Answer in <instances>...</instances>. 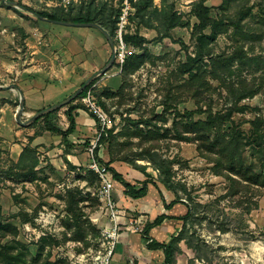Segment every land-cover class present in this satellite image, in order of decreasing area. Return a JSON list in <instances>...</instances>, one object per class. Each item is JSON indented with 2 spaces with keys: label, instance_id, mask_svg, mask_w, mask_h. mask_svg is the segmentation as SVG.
Wrapping results in <instances>:
<instances>
[{
  "label": "rangeland",
  "instance_id": "374dc122",
  "mask_svg": "<svg viewBox=\"0 0 264 264\" xmlns=\"http://www.w3.org/2000/svg\"><path fill=\"white\" fill-rule=\"evenodd\" d=\"M15 1L33 8L32 11L55 8L47 5V0ZM198 1L155 0L158 7L164 2L168 6L173 5L174 10L190 22L189 26L175 27L163 38L161 26L149 29L141 25L138 30V19L134 17L129 35L139 33L147 38L143 47L134 45L135 53L144 54L145 61L136 69L116 74L124 82L117 89L101 83L103 75L96 77L94 83L99 82L97 92L102 94L112 127L107 135L110 139L100 140L95 152L98 151L99 156L102 152L110 157L127 156L136 160L135 164L122 161L131 165L132 174L128 172L127 175L131 182L139 181L138 177L145 179L144 172L157 178L158 170L146 157L148 154H154L157 159L175 160L173 180L187 188L180 194L187 200L191 195L194 202L201 204L198 214L187 225L194 236L197 251L181 241L175 264H264V192L253 187L237 197L226 195L225 179L213 171V163L208 157L200 155L194 135L180 138L179 124L174 123V120L180 122L179 113L185 109L194 110L202 106L203 109L211 107L213 111H226L231 105L225 89L210 74L206 76L207 83L201 88V95H193V88L184 85L190 75L180 74L177 70L178 65L187 60V54H196L198 43L194 24L198 21L195 16V3ZM97 3L102 4V1L96 0ZM206 3L211 7L213 18L225 22L233 18L242 27L238 29L233 22L228 23L226 31L218 33L215 39L207 40L206 63L211 56L231 53L237 47H242L248 57L254 58L251 65L236 63L232 74L234 78L242 74L256 90L255 95L240 101L239 105L244 109L234 112L232 117L240 130L250 135L252 121L257 116L264 119V0H206ZM41 20L29 10L0 0V67L5 56L17 60L27 50L28 30L40 27ZM105 44L110 51L109 60L112 49L107 39ZM115 65L108 73L118 70ZM207 69L209 71L210 67ZM76 101L85 107L81 98ZM65 108L67 106L59 111ZM206 115L205 112L196 113L194 118H206ZM136 120H151L153 126L141 124L142 133L132 135L136 128L131 121ZM110 130L113 133L111 137ZM97 136L98 128L86 141L91 160L89 148ZM244 157L246 163L255 161L251 154L245 153ZM90 162L87 166L71 168L66 164V168H56L43 158L33 169V174L26 178L4 175L0 181V224L13 225L17 234L0 226V241H17L18 249L26 252L28 264H46L56 260H61V264L100 263L107 251L103 245L102 228L98 224L106 216L101 214L103 204L98 196L101 184L90 185ZM3 165L11 166V162L7 160ZM159 185L167 192L160 182ZM150 188L160 193L153 184ZM112 193L118 203L117 189L114 188ZM70 194L76 200L73 204H69ZM132 199H127V203L119 208L128 210L125 207L136 200ZM75 213H82L83 218L84 214L89 215L101 232L96 235L88 233L85 239H76V226H66V222H73ZM182 223H179L180 227ZM221 224L228 226L229 231H221Z\"/></svg>",
  "mask_w": 264,
  "mask_h": 264
},
{
  "label": "trees",
  "instance_id": "16d2710c",
  "mask_svg": "<svg viewBox=\"0 0 264 264\" xmlns=\"http://www.w3.org/2000/svg\"><path fill=\"white\" fill-rule=\"evenodd\" d=\"M19 3L21 4V2ZM26 7L33 10L29 6ZM34 11L53 20H64L76 23L96 22L101 24L115 37L119 9L114 7L113 4L104 1H102V4H96V0H83L80 4L70 5L68 9L55 7L49 11ZM195 16L198 20L194 24L198 43L196 54L194 56L187 54V60L181 62L177 70L180 74L190 75V78L185 81L184 85L186 88H193V95H201V88L207 83L206 76L210 74L211 78L219 81L220 87L225 89L231 100V105L227 107L226 111H213L211 107L203 109L202 106L194 110L185 109L181 114L179 113L181 117L180 122L178 123L174 120L176 125L179 124V136L180 138H187L185 137L187 134L194 135L193 139L197 144V150L200 155L208 157L213 163V171L225 179L228 187L225 192L226 195L237 197L244 190L247 192L253 187H257L259 191L264 192V119L261 116H257L252 121L251 134L247 135L240 130L232 118L234 112L244 109V107L239 105L240 101L243 98L256 94L254 86H250L242 74H239L236 78L233 77V67L236 63H239L241 66L251 65L254 58L248 57L242 47H237L231 53H217L209 58L208 63H206L205 57L207 40L215 39L218 33L226 31L229 25L228 23L233 22L238 29H242V27L236 24L233 18H230L229 22H225L223 19L213 18L211 7L206 3V0H199L195 3ZM136 18L138 19V30H140L139 26L141 25L149 29H155L161 26V38L168 36L170 31L175 27L190 25L189 21H185L182 15L174 10L173 5L168 6L164 2L161 7H158L155 5V0L139 1L136 4ZM156 22L159 23L156 24ZM127 39L132 45L138 47H143L144 43L148 41L145 36L139 33L127 35ZM144 61V54L134 53L124 63L123 72L136 69ZM207 67H210L209 71ZM95 81H92L75 100L66 105V115L69 120V126L66 130H62L60 127L49 122L50 117L57 113L59 109L39 117L32 125L35 126L43 119L47 129L61 134L64 138L73 133L77 125L75 111L80 107H84L82 104L75 102L86 93ZM123 85L124 82L122 83ZM95 94L99 102L106 109L102 94L97 92V90ZM204 112L207 113L206 118H194L196 113ZM131 123L136 128L132 135L142 133L139 128L141 124L148 127L153 126L151 120H136L131 121ZM111 136H113L112 130H110ZM109 139V136H103L101 140L106 141ZM245 153L251 154L255 158V161L246 163ZM95 157L105 166L108 175L113 180L122 184L125 195L134 199L145 197L149 192L150 184H153L160 191L166 209L173 208L177 203L186 205L187 211L185 214L180 216L166 213L159 214L153 221L146 223L141 231L142 236L147 240L149 248L163 250L164 261L162 264H175L176 254L180 250L179 243L181 241H185L189 247L197 251L194 236L189 232L187 225L198 214L201 204L194 202L191 195H189L190 200H187L180 194L181 190L187 191V188L186 186L178 185V183L176 184L173 180L174 164L176 163L174 159H157L154 154H148L146 157L151 159L155 169L158 170L157 178H154L149 172H144L145 179L131 182L111 164L116 160L135 164L136 160H131L125 156L120 158L111 157L109 161H106L98 155V151H96ZM4 162L0 156V181L6 174L26 178L30 174H33V169L40 164V159L36 147L28 145L25 147L17 162L11 161V166L8 167L3 165ZM66 163L69 167L75 168L69 160H66ZM88 175L90 185L97 186L101 184V178L96 172L90 169L88 170ZM159 182L166 190L173 193L174 198L170 202L165 200ZM70 198L69 204H73L76 201L74 195L70 194ZM69 210H73V208ZM84 217L82 213H75L73 222H66L67 228L76 226L75 233L77 235L76 239L78 240L85 239L88 233L94 232L96 235V233L101 232L93 224L89 215L84 214ZM167 219H179L183 222L182 226L179 228L177 234H174L168 242L158 241L150 235L149 231L151 228L161 225ZM0 226L7 228L8 231H12L15 235L17 234V229L11 224H0ZM229 229L224 224L220 225V230L223 232H227ZM18 245L19 243L17 241L12 243H2L0 241V262L3 264H28L25 260L26 252L19 250ZM36 260H39V258ZM61 263V260H56L51 263L46 262V264ZM29 264H33V262Z\"/></svg>",
  "mask_w": 264,
  "mask_h": 264
},
{
  "label": "crops",
  "instance_id": "0c3cea01",
  "mask_svg": "<svg viewBox=\"0 0 264 264\" xmlns=\"http://www.w3.org/2000/svg\"><path fill=\"white\" fill-rule=\"evenodd\" d=\"M47 5L56 7L54 0H47ZM41 22L40 27L28 30L30 34L25 41L27 50L17 60L5 56L4 64L0 67V85L16 84L24 93L25 108L21 115L23 121L73 94L90 76L105 66L110 52L105 44L106 37L98 28L70 26L47 20ZM101 80V83L113 89L122 84L121 79L113 73L104 74ZM19 102L18 90L0 89V156L3 161L17 162L25 147L30 145L36 147L39 159H48L56 168H66V160L75 167L89 164L91 159L86 141L94 135L98 124L85 107L75 111L76 129L64 138L47 129L43 119L35 126L32 125L33 122L28 125L20 124L16 118ZM66 110L67 108L55 113L49 122L66 130L69 126ZM100 157L106 161L111 159L109 154L102 152ZM111 165L126 178L128 172H132L131 165L126 162L116 160ZM138 180L142 178L138 177ZM114 184L120 198L118 206L127 203V199L133 200L124 194L121 183L114 180ZM162 192L167 202L174 198L169 190L165 192L162 189ZM125 208L128 210L120 209L121 231L119 229L111 264H162L163 250L149 248L141 229L159 214H185L186 205L177 203L173 208L166 209L161 194L149 188L145 197L134 200ZM180 222L179 219H167L161 225L151 228L149 233L158 241L168 242L172 235L177 234ZM112 224L110 218L103 217L98 225L103 228Z\"/></svg>",
  "mask_w": 264,
  "mask_h": 264
},
{
  "label": "built area",
  "instance_id": "2783aa9c",
  "mask_svg": "<svg viewBox=\"0 0 264 264\" xmlns=\"http://www.w3.org/2000/svg\"><path fill=\"white\" fill-rule=\"evenodd\" d=\"M83 0H54L56 7H63L68 9L70 5L80 4ZM119 9L117 16V25L115 29V42H116V58L115 68L118 70L113 72V75L120 74L123 71V65L127 58L136 52V48L128 39L129 28L133 26V20L136 15V4L141 0H101ZM109 72V71H108ZM105 73V74H108ZM98 82L92 84L86 93L81 97V101L97 119L98 121V136L92 141L89 151L92 160L89 169L96 172L101 178V186L98 190V196L102 202L101 214L110 218L112 221L111 226H103L102 234L104 236L103 245L107 251L106 256L101 259L98 264H111L116 243L119 237V225L121 210L118 203L113 196L115 188L114 180L108 175L106 168L95 157V149L103 136H107L109 129L112 127V119L107 110L99 102L95 91L97 90ZM143 228L141 229V231Z\"/></svg>",
  "mask_w": 264,
  "mask_h": 264
},
{
  "label": "water",
  "instance_id": "95a60500",
  "mask_svg": "<svg viewBox=\"0 0 264 264\" xmlns=\"http://www.w3.org/2000/svg\"><path fill=\"white\" fill-rule=\"evenodd\" d=\"M4 1L13 5V6L20 7V8L25 9V10H29L34 15L38 16L42 20H47L50 22L64 24V25H70V26H73V25L74 26H91V27L98 28L104 34L106 39L109 41V44H110L111 49H112L111 57L109 58L108 62L105 64V66L102 67L101 69H99L97 72H95L92 76H90L73 94H71L69 97H67L66 99H64L60 102H57L53 105H50L46 108H43V109L37 111L26 121H23L21 119V115L24 112V108H25V98H24V93L22 92V90L16 84L0 85V89L12 88V89L18 90V92L20 93V102H19L17 115H16L17 121L20 124H22V125L31 124L32 122L37 120L39 117H42V116H44L50 112H53L55 110H58L64 106H66L71 101L75 100L86 89V87L92 81H94L96 79V77L104 75L115 65V58H116V42H115V39L109 33V31L107 29H105L101 24L96 23V22H79V23H76V22H70V21H64V20H53V19H50L48 17H45V16L35 12V11L28 9L26 6L20 4L19 2L15 1V0H4Z\"/></svg>",
  "mask_w": 264,
  "mask_h": 264
}]
</instances>
